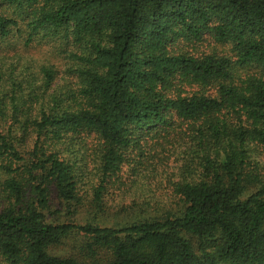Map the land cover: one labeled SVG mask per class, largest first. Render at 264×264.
<instances>
[{
	"label": "trees",
	"instance_id": "16d2710c",
	"mask_svg": "<svg viewBox=\"0 0 264 264\" xmlns=\"http://www.w3.org/2000/svg\"><path fill=\"white\" fill-rule=\"evenodd\" d=\"M0 264H264V0H0Z\"/></svg>",
	"mask_w": 264,
	"mask_h": 264
},
{
	"label": "rangeland",
	"instance_id": "374dc122",
	"mask_svg": "<svg viewBox=\"0 0 264 264\" xmlns=\"http://www.w3.org/2000/svg\"><path fill=\"white\" fill-rule=\"evenodd\" d=\"M17 46H15V48ZM61 49L63 48L54 47L55 52H60ZM54 50L47 46H41L30 49L29 52L27 51L26 55L28 57V61H32V64H34V70L36 69V66L41 68L45 65H51L55 70H57L58 78L53 83V88L59 89L67 84V76L65 74L67 64L65 60H62V57L54 54ZM109 220H116V215L114 212L109 215ZM71 248V246H67L65 251H70Z\"/></svg>",
	"mask_w": 264,
	"mask_h": 264
}]
</instances>
